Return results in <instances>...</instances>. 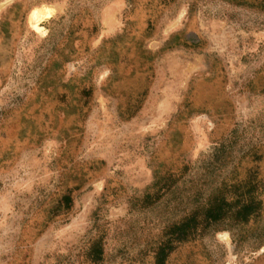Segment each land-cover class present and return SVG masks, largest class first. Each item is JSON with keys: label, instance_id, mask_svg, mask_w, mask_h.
I'll return each mask as SVG.
<instances>
[{"label": "rangeland", "instance_id": "obj_1", "mask_svg": "<svg viewBox=\"0 0 264 264\" xmlns=\"http://www.w3.org/2000/svg\"><path fill=\"white\" fill-rule=\"evenodd\" d=\"M0 264H264V0H0Z\"/></svg>", "mask_w": 264, "mask_h": 264}, {"label": "trees", "instance_id": "obj_2", "mask_svg": "<svg viewBox=\"0 0 264 264\" xmlns=\"http://www.w3.org/2000/svg\"><path fill=\"white\" fill-rule=\"evenodd\" d=\"M249 208L250 207H248V209ZM195 225L196 222L193 220L179 226H174L170 229V234L176 241H184L188 237L189 232L191 231L192 228H194Z\"/></svg>", "mask_w": 264, "mask_h": 264}, {"label": "bare ground", "instance_id": "obj_3", "mask_svg": "<svg viewBox=\"0 0 264 264\" xmlns=\"http://www.w3.org/2000/svg\"><path fill=\"white\" fill-rule=\"evenodd\" d=\"M37 20H38V16H37V14L34 13L32 21H35V22H36ZM38 22H39V21H38ZM32 23H33V22H32ZM37 29L40 30L39 27H37Z\"/></svg>", "mask_w": 264, "mask_h": 264}]
</instances>
